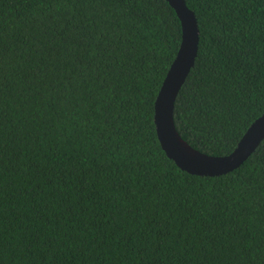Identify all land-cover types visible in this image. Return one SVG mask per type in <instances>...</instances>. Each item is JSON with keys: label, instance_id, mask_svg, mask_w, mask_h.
Listing matches in <instances>:
<instances>
[{"label": "trees", "instance_id": "trees-1", "mask_svg": "<svg viewBox=\"0 0 264 264\" xmlns=\"http://www.w3.org/2000/svg\"><path fill=\"white\" fill-rule=\"evenodd\" d=\"M185 3L175 127L226 156L264 113V0ZM180 43L166 0H0V264H264V139L217 176L157 139Z\"/></svg>", "mask_w": 264, "mask_h": 264}, {"label": "water", "instance_id": "water-1", "mask_svg": "<svg viewBox=\"0 0 264 264\" xmlns=\"http://www.w3.org/2000/svg\"><path fill=\"white\" fill-rule=\"evenodd\" d=\"M181 24V43L164 78L154 106V124L159 144L176 166L193 175L217 176L240 166L264 139V113L246 130L233 151L211 156L190 146L178 134L174 123V103L198 51L199 29L194 13L185 0H166Z\"/></svg>", "mask_w": 264, "mask_h": 264}]
</instances>
